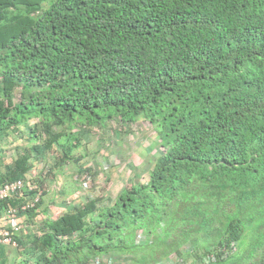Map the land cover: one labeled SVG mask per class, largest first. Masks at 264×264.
Returning a JSON list of instances; mask_svg holds the SVG:
<instances>
[{
    "label": "trees",
    "instance_id": "1",
    "mask_svg": "<svg viewBox=\"0 0 264 264\" xmlns=\"http://www.w3.org/2000/svg\"><path fill=\"white\" fill-rule=\"evenodd\" d=\"M116 131H145L148 162L97 182L82 138L103 155ZM17 179L40 197L0 264H264V0H0V187Z\"/></svg>",
    "mask_w": 264,
    "mask_h": 264
},
{
    "label": "rangeland",
    "instance_id": "2",
    "mask_svg": "<svg viewBox=\"0 0 264 264\" xmlns=\"http://www.w3.org/2000/svg\"><path fill=\"white\" fill-rule=\"evenodd\" d=\"M145 134V131L137 132L133 135L120 134L118 131L113 132L112 135H108L110 139V148H106L107 153H104L103 155L98 154L99 144L97 138L90 134H86L88 136L82 138L84 139V146L82 148L84 149L87 156L81 160V164L84 166V168H88L89 166L91 167L93 165L95 172L93 173V177L91 179H94L97 182H101L105 179V177H108L107 175L110 172V178L117 176V173L123 175V164L127 161L140 164V167L144 166L148 162V154H150L148 151V143L151 141L145 138ZM99 164L102 167L101 170L96 169ZM75 174L76 172H72L66 177L58 176L55 182L52 183L54 198H56L55 200H52V197L49 194H46L42 197L44 206L50 209L52 214L57 215L64 210L66 205L63 202L68 197L67 195H60L59 193L57 194V192H55L56 188L59 189L63 187L66 193L73 194L74 190L73 186H71L72 182H70V177H72L71 175ZM77 180L78 178H76V181ZM124 180H126V177H124ZM119 182L121 181H113V191L118 190ZM43 207L40 209L42 210Z\"/></svg>",
    "mask_w": 264,
    "mask_h": 264
},
{
    "label": "built area",
    "instance_id": "3",
    "mask_svg": "<svg viewBox=\"0 0 264 264\" xmlns=\"http://www.w3.org/2000/svg\"><path fill=\"white\" fill-rule=\"evenodd\" d=\"M35 189V185L30 183H24L22 180H15L8 182L0 187V201L13 196L21 197L22 203L18 208H8L4 214L0 217V244H9L11 232L20 231L22 229L23 217H17L19 211H25L34 206L38 202L40 197V192L31 198L24 196L23 192H29Z\"/></svg>",
    "mask_w": 264,
    "mask_h": 264
},
{
    "label": "crops",
    "instance_id": "4",
    "mask_svg": "<svg viewBox=\"0 0 264 264\" xmlns=\"http://www.w3.org/2000/svg\"><path fill=\"white\" fill-rule=\"evenodd\" d=\"M58 191H59V189L56 188L55 192H57V194H58ZM46 194H49L52 197V200H55L56 199V198H54V192H53V188H52V182L50 183V191H48ZM68 197H67V199H68ZM43 206H44V202H43Z\"/></svg>",
    "mask_w": 264,
    "mask_h": 264
},
{
    "label": "clouds",
    "instance_id": "5",
    "mask_svg": "<svg viewBox=\"0 0 264 264\" xmlns=\"http://www.w3.org/2000/svg\"><path fill=\"white\" fill-rule=\"evenodd\" d=\"M23 221H24V219H23Z\"/></svg>",
    "mask_w": 264,
    "mask_h": 264
}]
</instances>
